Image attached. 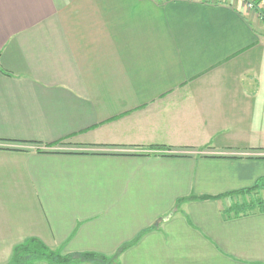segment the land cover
Returning <instances> with one entry per match:
<instances>
[{"label": "crops", "instance_id": "obj_1", "mask_svg": "<svg viewBox=\"0 0 264 264\" xmlns=\"http://www.w3.org/2000/svg\"><path fill=\"white\" fill-rule=\"evenodd\" d=\"M262 178L264 22L239 0H0V264L33 239L264 264V212L226 213Z\"/></svg>", "mask_w": 264, "mask_h": 264}, {"label": "trees", "instance_id": "obj_2", "mask_svg": "<svg viewBox=\"0 0 264 264\" xmlns=\"http://www.w3.org/2000/svg\"><path fill=\"white\" fill-rule=\"evenodd\" d=\"M264 178L258 180L250 189L241 191L236 195L243 197L251 196L247 203L233 206L227 210V216H238L252 212H264ZM228 196L235 195L233 193L226 194ZM201 200L214 199L209 197H200ZM28 245V246H26ZM127 246L120 248L118 254L113 257H106L95 253L83 254H65L61 255L60 251H52L44 246L40 241L28 240L20 248L14 250L10 264H81L84 262L94 261L97 264H119L118 255Z\"/></svg>", "mask_w": 264, "mask_h": 264}, {"label": "built area", "instance_id": "obj_3", "mask_svg": "<svg viewBox=\"0 0 264 264\" xmlns=\"http://www.w3.org/2000/svg\"><path fill=\"white\" fill-rule=\"evenodd\" d=\"M239 2L247 12L256 14L264 22V0H239Z\"/></svg>", "mask_w": 264, "mask_h": 264}, {"label": "rangeland", "instance_id": "obj_4", "mask_svg": "<svg viewBox=\"0 0 264 264\" xmlns=\"http://www.w3.org/2000/svg\"><path fill=\"white\" fill-rule=\"evenodd\" d=\"M254 195H251L250 197H248V201H246L247 203L250 201V199H251V197H253ZM261 196H264V194L262 193L261 194ZM242 197H239L238 195H236V196H233V197H231V199H230V201L232 202V203H236V204H240V202H242ZM24 243H26V242H23L22 244H20L19 246H17L16 248H20V246H22ZM42 243V242H41ZM43 244V243H42ZM44 245V244H43ZM26 246H28V245H26ZM45 246V245H44ZM47 247V246H46ZM15 248V249H16ZM47 248H49V247H47ZM49 249H51L52 251H59L57 248H49ZM14 254H12V256H13ZM61 255H65V254H63L62 252H61ZM11 259H12V257H11ZM11 259L6 263V264H10V262H11ZM81 264H97L96 262H94V261H89V262H84L83 261V263H81Z\"/></svg>", "mask_w": 264, "mask_h": 264}]
</instances>
